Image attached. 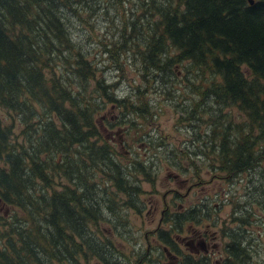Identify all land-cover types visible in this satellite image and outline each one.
Segmentation results:
<instances>
[{
    "label": "trees",
    "instance_id": "16d2710c",
    "mask_svg": "<svg viewBox=\"0 0 264 264\" xmlns=\"http://www.w3.org/2000/svg\"><path fill=\"white\" fill-rule=\"evenodd\" d=\"M83 1L0 0V110L6 116L0 115V264H112L93 234L103 233L106 220L114 221L110 229L120 220L126 227L121 212L146 206L137 180L149 181L148 168L136 158L116 159L127 156L108 139L119 124L136 125L131 116H142L146 102L138 94L135 101L116 96V83L96 74L72 39L69 15L86 22L94 10L80 7ZM137 8L154 15L151 29L138 38L129 22L130 37L104 44L116 68L127 53L139 55L141 76L171 77L177 66L197 96L195 109L209 107L208 130L195 138H202L210 166L229 175L264 174V0H142ZM109 109L118 111L115 118ZM171 202L156 201L147 211L165 213L166 204H180ZM173 219L179 229L181 216L163 217ZM153 231L143 239L152 236L154 256L161 258L176 240L169 230ZM138 259L131 264L144 263Z\"/></svg>",
    "mask_w": 264,
    "mask_h": 264
},
{
    "label": "rangeland",
    "instance_id": "374dc122",
    "mask_svg": "<svg viewBox=\"0 0 264 264\" xmlns=\"http://www.w3.org/2000/svg\"><path fill=\"white\" fill-rule=\"evenodd\" d=\"M139 1L142 0H120L121 4L116 6L110 0H84L80 7L85 8L91 4L94 9L86 22L77 21L69 15L70 35L94 66L96 74H102L107 84L116 83V96L135 101L138 94L146 102L141 111L142 116H131L136 125L127 127L119 124L108 132L112 137L108 138L109 143L127 156L124 158L117 155L115 158L123 162L136 158L148 168L149 176L145 179L150 178L151 181L153 177L152 183L137 180L144 191L140 198L146 201V206L139 213L132 209L121 212L126 215V227L120 220L116 227L110 229L114 221L106 220L101 226L103 233H95L93 236L98 240V245L104 246L111 254L109 262L112 264H131L138 258L142 259L143 264H152L150 258L154 256L157 245L151 235H148L147 242L143 239L145 232L155 228L157 219L156 212L147 211L149 204L154 206L156 201L158 204H169L172 200L175 204L182 205L204 203L215 211L218 218L229 220L239 214V210L233 211V208L244 206L247 211L241 212L239 216H245L247 212L253 226L250 262L264 264V210L258 205L264 203V174L249 176L243 171L238 175H229L210 166L211 156L206 148L200 146L202 138H195L208 130L209 117L206 111L209 107L201 104L195 109L192 102L197 96L189 93L188 81L177 71V66L171 77L169 73L158 78L141 76L138 74L141 69L139 55L133 59L128 53L126 56L120 55L121 69H117L114 59L103 51L104 44L117 41L121 34L130 37L126 23L134 24L132 27L139 33L138 38H144L151 29L154 15L138 9ZM87 14V10L82 12L83 17ZM109 110L108 116L115 118L118 111ZM4 114L0 110L1 117L6 121ZM115 131L117 132L114 134ZM143 136L147 138L143 139ZM145 158L148 162H144ZM173 174L176 179L171 176ZM181 180L183 181L180 182ZM187 185L191 188L185 195ZM165 223L161 226L164 227ZM95 252L100 257L103 255L97 248ZM80 264L100 263L95 259H88L86 262L80 261Z\"/></svg>",
    "mask_w": 264,
    "mask_h": 264
},
{
    "label": "flooded vegetation",
    "instance_id": "af4514ba",
    "mask_svg": "<svg viewBox=\"0 0 264 264\" xmlns=\"http://www.w3.org/2000/svg\"><path fill=\"white\" fill-rule=\"evenodd\" d=\"M190 188V185H187L185 195ZM165 207V213L163 208L156 211L157 219L153 233L159 236L162 231L169 230L171 237L174 236L176 241L173 240L174 243L167 246L168 254L165 256H151L152 264H158L159 259L162 260L167 255L162 264H252L250 255L253 250V226L248 217L221 219L204 203L178 204L176 209L170 208L168 204ZM170 214L181 216L179 229L172 227L177 222L176 219L163 221V217ZM165 222H169L168 229L161 226ZM236 254L235 262L232 263L230 259ZM138 262L143 261L140 258Z\"/></svg>",
    "mask_w": 264,
    "mask_h": 264
},
{
    "label": "water",
    "instance_id": "95a60500",
    "mask_svg": "<svg viewBox=\"0 0 264 264\" xmlns=\"http://www.w3.org/2000/svg\"><path fill=\"white\" fill-rule=\"evenodd\" d=\"M248 2L251 4L252 3V0H248Z\"/></svg>",
    "mask_w": 264,
    "mask_h": 264
},
{
    "label": "bare ground",
    "instance_id": "6f19581e",
    "mask_svg": "<svg viewBox=\"0 0 264 264\" xmlns=\"http://www.w3.org/2000/svg\"><path fill=\"white\" fill-rule=\"evenodd\" d=\"M255 190V189H254Z\"/></svg>",
    "mask_w": 264,
    "mask_h": 264
}]
</instances>
